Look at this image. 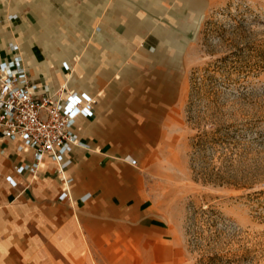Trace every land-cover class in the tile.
Masks as SVG:
<instances>
[{"label": "crops", "instance_id": "obj_1", "mask_svg": "<svg viewBox=\"0 0 264 264\" xmlns=\"http://www.w3.org/2000/svg\"><path fill=\"white\" fill-rule=\"evenodd\" d=\"M179 1L0 0V61L19 55L40 87L97 99L74 123L68 198L52 156L37 163L0 131V264L83 263L118 234L167 235L142 161L183 100V51L163 45Z\"/></svg>", "mask_w": 264, "mask_h": 264}, {"label": "rangeland", "instance_id": "obj_2", "mask_svg": "<svg viewBox=\"0 0 264 264\" xmlns=\"http://www.w3.org/2000/svg\"><path fill=\"white\" fill-rule=\"evenodd\" d=\"M179 2L163 45L183 51V100L142 161L167 235L118 234L77 264H264V0Z\"/></svg>", "mask_w": 264, "mask_h": 264}, {"label": "built area", "instance_id": "obj_3", "mask_svg": "<svg viewBox=\"0 0 264 264\" xmlns=\"http://www.w3.org/2000/svg\"><path fill=\"white\" fill-rule=\"evenodd\" d=\"M14 50H16L14 48ZM97 99L85 93L40 87L15 55L11 62L0 61V131L1 138H19L22 148L35 152L37 163L50 155L58 164V173L66 183L64 198L70 197L69 181L64 175L70 163L66 155L80 145L74 123L94 114Z\"/></svg>", "mask_w": 264, "mask_h": 264}, {"label": "trees", "instance_id": "obj_4", "mask_svg": "<svg viewBox=\"0 0 264 264\" xmlns=\"http://www.w3.org/2000/svg\"><path fill=\"white\" fill-rule=\"evenodd\" d=\"M218 131V130H217ZM217 133V132H215ZM199 141V145L204 144V139L200 138ZM216 214V212L214 213ZM218 235H215L212 240L213 242L215 241V239L217 238ZM225 255H223L222 253L219 252H207L206 254L202 255V257L199 259V264H222L224 262L226 263H230L232 261V259H227V261H225Z\"/></svg>", "mask_w": 264, "mask_h": 264}]
</instances>
